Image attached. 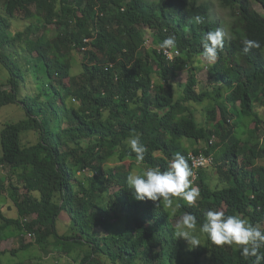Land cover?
<instances>
[{
	"label": "trees",
	"instance_id": "obj_1",
	"mask_svg": "<svg viewBox=\"0 0 264 264\" xmlns=\"http://www.w3.org/2000/svg\"><path fill=\"white\" fill-rule=\"evenodd\" d=\"M218 1L230 11L232 39L213 65L201 66L208 60L203 35L220 29L209 0H0V64L7 71L0 112L18 106L26 115L1 132L0 258L14 227L22 244L13 256L39 246L46 257L81 250V264H254L241 246H218L196 232L200 245L193 248L174 234L186 214L201 232L208 210L264 229V116L257 107L264 109V14L254 6L264 9V0ZM18 12L39 21L13 32ZM172 35L177 54L170 61L159 45ZM245 40L260 47L245 52ZM75 54L84 62L73 76ZM181 71L188 72L184 85ZM200 71L206 90L199 89ZM206 101L202 124L196 111ZM236 116L247 127L239 128ZM134 135L146 147L142 162L128 144ZM213 137L218 143L210 145ZM176 153L187 161L190 153L214 154L216 168L202 171L197 184L201 199L173 196L175 210L136 200L128 173L166 170ZM63 213L70 217L65 234Z\"/></svg>",
	"mask_w": 264,
	"mask_h": 264
},
{
	"label": "clouds",
	"instance_id": "obj_2",
	"mask_svg": "<svg viewBox=\"0 0 264 264\" xmlns=\"http://www.w3.org/2000/svg\"><path fill=\"white\" fill-rule=\"evenodd\" d=\"M211 18L214 22L219 23L212 17V8ZM196 19L198 20L199 18L197 17ZM149 39H151L150 45ZM225 39L226 34L221 29V26L220 29L218 28L214 31H209L203 35L201 43L204 57L208 60H215L218 49L224 46ZM152 43L153 39L149 37L146 40L144 47H146L147 50L151 49ZM176 44V37L172 35L164 39L159 47L163 50L168 49L172 51V55L176 57L177 53H174L172 50L176 47ZM259 47V42L255 40L244 41L245 52L251 50L252 48ZM166 58L168 59V57ZM174 58L172 60H174ZM168 60L171 61V59ZM262 130L264 131V129ZM262 136L264 137V135ZM216 143V139L213 137L210 141V145H214ZM128 144L132 152L136 154L137 162H142L144 160L146 147L141 142L140 137L138 135L130 137L128 139ZM191 155L212 158L213 164L200 169L195 173L191 163ZM188 161L184 155L176 153L169 161L166 170H161L158 167H150L139 173L132 171L126 176L128 189L134 193L135 199L139 201L146 199L152 201H163L166 206H171L173 204L172 197L180 195L189 204H196L201 199L199 188L197 187L201 172L214 169L217 166V163L214 154L206 155L203 153L199 155L190 153ZM195 174L197 175L196 178ZM190 184L193 187H190ZM204 215L205 222L200 228V231L206 234L208 239L213 244L218 246L225 244H235L241 246L240 254L242 256L254 257V264H264V254L260 252V250L264 248V229L238 215H226L222 210H208ZM195 226L196 217L191 214H186L181 218L180 222L176 224L174 234L178 238H183L193 248H195L200 245L198 237L194 235L192 231Z\"/></svg>",
	"mask_w": 264,
	"mask_h": 264
},
{
	"label": "rangeland",
	"instance_id": "obj_3",
	"mask_svg": "<svg viewBox=\"0 0 264 264\" xmlns=\"http://www.w3.org/2000/svg\"><path fill=\"white\" fill-rule=\"evenodd\" d=\"M4 0H1V2L3 3ZM153 2H156L158 0H152ZM210 4H211V8H212V17L214 20H217L220 23L221 29L225 32L226 34V39H231L232 38V32H231V16H230V11L227 9L222 8V6L220 5L218 0H209ZM0 2V13L1 14H5L4 11V5ZM254 6L256 8V10L262 14H264V9L262 7L261 4L259 3H254ZM32 13L36 14L34 9L32 10ZM39 21V18L36 19L34 17H27L25 12H18L17 16L15 18V20L13 21V32H19V31H24L27 26L31 23L36 24ZM151 44V39H149V45ZM202 62H201V66H210L212 63L216 62V60H205L203 58H201ZM83 56L79 55V54H75V56H73V76L75 75H79L82 71V64H83ZM3 68V66L0 64V83L5 82L6 81V76L4 74V72H7L6 70ZM8 76V73H6ZM180 78H179V82H181L183 85L186 84L187 80H188V72L187 71H181V73L179 74ZM198 81L200 82L199 84V89L200 90H206V85L208 84V76L206 71H200L198 72ZM34 83V81L31 79L30 81V87L27 89L28 93L31 94V88L34 87L32 84ZM25 91V90H23ZM33 91V90H32ZM26 92V91H25ZM24 94V93H23ZM209 105V101L205 102V105H202L201 107L197 108L196 111V115L198 118V121L202 124L205 123V121L207 120V118H205L204 116V108H207V106ZM198 106V105H196ZM258 107V111L260 112V114H262L264 116V109L263 107L257 106ZM26 118V115L23 111V109H21L18 106H9V107H5L2 109V111L0 112V159L3 155V151H2V144H1V132H2V128L5 124H11V123H19L20 121L24 120ZM236 122L238 124V127L241 128L242 126L245 125V127H247V122H246V118L245 117H240V116H236ZM251 128V127H250ZM239 136L241 134H238ZM246 136H241L242 139H246ZM34 142L35 141V137L32 135L29 138H24V142L28 143V142ZM188 146H193L196 147V144L193 142H190L189 140H187L185 142ZM218 143V140H217ZM216 143V144H217ZM202 146H204L205 148L207 147V144L204 143ZM240 165H242V159H240L239 162ZM1 166V165H0ZM2 167V166H1ZM0 167V179H2L3 175L6 173H4V169H1ZM216 168V167H215ZM214 168V169H215ZM4 171V172H3ZM137 173H139V169L135 170ZM213 185H215L213 183ZM170 209L175 210L176 209V205H171ZM15 212L12 213V217H14ZM70 217L66 214L63 213L61 218H60V223H59V228L60 231L64 232L66 231V222L67 224L70 222ZM193 234L195 235V233H200V234H204L198 231V229L194 228L193 230ZM205 235V234H204ZM199 239V238H198ZM32 242L33 240L30 238H27V242ZM14 242V237H12L8 242H5L3 245L6 249L9 250V248L12 247ZM186 244L191 246L186 240H185ZM21 244V243H20ZM235 247H237L238 245L233 244ZM5 249V250H6ZM43 252H41V249L39 246L34 247L31 250H27V251H23L20 252L18 255H4L1 259H0V263L3 264H23V263H29L31 260H33V262L36 263V259L38 256L43 257ZM57 254H55L56 256ZM45 256V255H44ZM54 255H51L50 257H48V259L44 260V264H56V258ZM58 257V256H56ZM76 260V261H75ZM74 262H76V264H80L81 260L77 258V256L75 255L74 257H71L70 260H66L65 264H75ZM61 264V263H60Z\"/></svg>",
	"mask_w": 264,
	"mask_h": 264
},
{
	"label": "crops",
	"instance_id": "obj_4",
	"mask_svg": "<svg viewBox=\"0 0 264 264\" xmlns=\"http://www.w3.org/2000/svg\"><path fill=\"white\" fill-rule=\"evenodd\" d=\"M1 167V166H0ZM1 169H2V167H1ZM4 172V171H3ZM5 173V172H4ZM5 177V174L3 175V177H2V179ZM7 199H9L10 200V197H7ZM69 225H70V222L67 224V222H66V227H67V229H66V231H64L63 233L65 234V233H67L68 232V230H69ZM19 235H20V233L14 228V227H12V228H10V229H8L6 232H5V237L7 238V240L5 241V242H8L12 237H14V242H13V245H12V247L11 248H9V250L8 249H6L5 247H4V243L5 242H3V244H2V250L3 251H7L8 253L6 254V255H8V254H11L10 253V250H12V249H14V248H19L20 246H21V244H22V242H20V238H19ZM21 243V244H20ZM34 247H36V246H33V247H31L30 249H28V250H31V249H33ZM6 249V250H5ZM25 251H27V250H25ZM21 252H23V251H21ZM42 252V251H41ZM80 252H81V250H78V252H74L73 254H71L70 256L68 255V256H61V255H59V254H57L56 256H58V257H56L55 256V254L54 253H51L48 257H50L51 255H54L55 256V258H56V264H65V262H66V260H70L71 259V257H74L75 255L77 256V258L78 259H80ZM43 254V253H42ZM12 255V254H11ZM3 257V256H2ZM1 257V258H2ZM48 257H46V256H44V254H43V257H42V255L41 256H38L37 257V259H36V263H41V264H44L45 262H44V260L45 259H48ZM0 258V259H1ZM81 260V259H80ZM32 262H33V260H31ZM76 261V260H75ZM75 264H76V262H74ZM0 264H3V263H0ZM21 264V263H20ZM46 264H47V262H46ZM50 264H52V263H50ZM80 264H81V262H80Z\"/></svg>",
	"mask_w": 264,
	"mask_h": 264
},
{
	"label": "built area",
	"instance_id": "obj_5",
	"mask_svg": "<svg viewBox=\"0 0 264 264\" xmlns=\"http://www.w3.org/2000/svg\"><path fill=\"white\" fill-rule=\"evenodd\" d=\"M164 53L166 55V57H168V59H173L175 56L172 55V51L170 50H164ZM191 163H192V167L195 171V173L200 170V169H203L205 167H208L210 165L213 164V159L212 158H207L205 156H194V155H191ZM197 177V175L195 174V178ZM29 237L31 238L32 236L29 235Z\"/></svg>",
	"mask_w": 264,
	"mask_h": 264
}]
</instances>
